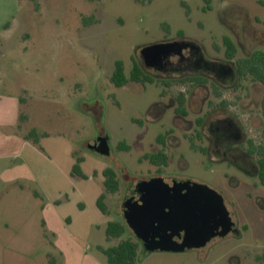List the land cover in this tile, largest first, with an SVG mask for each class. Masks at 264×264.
<instances>
[{"label": "rangeland", "instance_id": "rangeland-1", "mask_svg": "<svg viewBox=\"0 0 264 264\" xmlns=\"http://www.w3.org/2000/svg\"><path fill=\"white\" fill-rule=\"evenodd\" d=\"M178 31L210 56L212 42L222 50L219 40L229 32L237 55H246L264 49V6L257 0H0V264H108L98 246L138 239L127 225L121 238L107 240V222H125L133 187L156 178L207 185L247 229L180 252L139 243L135 264H264V186L248 166L210 159L176 132L180 142L157 171L143 155L172 126L171 110L152 111L165 102L163 87L110 81L115 61L128 73L143 48L176 40ZM235 82L225 87L231 102L225 114L264 146V86L244 79L236 89ZM179 85L169 91L188 88ZM205 87L191 90V107ZM31 130L37 142L24 137ZM77 158L78 176L71 174ZM257 158L250 155L253 163ZM108 167L119 187L107 194L104 214L97 199Z\"/></svg>", "mask_w": 264, "mask_h": 264}, {"label": "flooded vegetation", "instance_id": "flooded-vegetation-1", "mask_svg": "<svg viewBox=\"0 0 264 264\" xmlns=\"http://www.w3.org/2000/svg\"><path fill=\"white\" fill-rule=\"evenodd\" d=\"M257 2L259 3L258 0ZM219 41L223 47L222 50L216 45L217 42H212L215 55L210 56L205 52L202 53L200 47L196 43L190 44L188 43L190 41L183 39V35L177 34L176 40L169 41L175 42L176 44L169 48L167 53L160 52L158 56H149L146 59H142L141 56H139L140 59H138L137 63L143 71L144 78L142 81L132 78L125 85L145 82L147 84H159L163 87L159 96L162 100L165 99V102H157L153 105L152 111L154 114L160 113L164 115L168 110H171L169 119L171 120L172 126L156 137L157 149L151 154L161 152L166 157L164 163H160L159 165L152 164L157 167V171L168 165L170 160L169 151L177 147L180 142V136L176 134V132H179L181 137L188 142L190 149L198 151L200 154L210 159L220 160L227 157L238 164L248 166L247 168L252 175L258 178V183L264 186V182H262L260 178V166L258 164L259 154L257 160L253 163L250 160V155L257 153H252L250 151V145L254 143L251 139H247L240 122L238 121L239 124H236L231 117L225 114L229 112L226 107L229 106L231 102L224 97L225 87L230 85L232 79L234 80L235 78V85H237L236 89L241 88L240 83L244 79H250L264 86V81L253 79L251 76L242 77L236 65V60L238 58H244L249 56L253 51H264V49L254 48L246 55L238 56L236 42L229 32L223 35ZM227 41L234 45L235 53L233 57L228 55ZM204 54H206V56ZM230 61L234 62V66L228 64ZM134 63L135 62H131V66L128 70L129 75H131L133 71ZM177 85H185L188 88H179L175 93L169 91V89ZM205 85H207V88H204L206 95L201 99L197 107H191L190 98L193 94L191 90L198 86ZM210 95L212 96L211 98L209 97ZM260 110L264 118V94L260 100ZM216 113L218 114L217 117L212 119L213 115ZM191 115L193 118L188 119ZM184 121H186V125L183 126L182 124ZM104 141L105 140L101 139L98 142L99 146L102 148L105 146ZM245 144L247 148L243 147ZM255 147L261 153L263 152V145H255ZM225 175L230 177L228 173ZM174 181L186 182L189 180L177 181L174 179ZM253 184L255 185V183ZM229 216L233 222L230 230L223 236L216 235L212 237L209 241L213 238H221L228 235L240 236L241 231L247 229L246 225L238 224L231 212H229ZM180 234L183 235V232L181 231ZM173 238L180 241L176 235H174ZM138 241L144 247L142 241L139 239ZM209 241H207V243Z\"/></svg>", "mask_w": 264, "mask_h": 264}, {"label": "water", "instance_id": "water-1", "mask_svg": "<svg viewBox=\"0 0 264 264\" xmlns=\"http://www.w3.org/2000/svg\"><path fill=\"white\" fill-rule=\"evenodd\" d=\"M175 44L147 46L140 56L146 59L160 52L167 53ZM123 217L149 251L180 252L201 247L212 237L225 235L233 224L221 195L215 190L196 182L165 178L134 186L125 201Z\"/></svg>", "mask_w": 264, "mask_h": 264}, {"label": "trees", "instance_id": "trees-1", "mask_svg": "<svg viewBox=\"0 0 264 264\" xmlns=\"http://www.w3.org/2000/svg\"><path fill=\"white\" fill-rule=\"evenodd\" d=\"M260 4L264 5V0H258ZM207 8H210L207 6ZM206 8V9H207ZM178 35H182L181 31L177 32ZM228 55L233 57L235 53L234 45L227 41ZM240 75L251 76L253 79L264 81V51H253L249 56L244 58H238L236 60ZM142 81L144 78L143 71L137 62L134 63L133 71L129 75L126 70L123 61L117 60L114 63V69L110 76L111 83L116 87L124 86L130 79ZM182 100V99H181ZM26 139L32 138L37 142L34 130L29 131L24 135ZM252 143V142H251ZM119 149L128 150L129 147L123 143L118 144ZM250 151L252 153L259 154L258 164L260 166V178L264 182V149L261 153L255 145H250ZM144 159H148L152 164L159 165L166 161V157L161 152L157 154H145ZM81 158L76 159V163L72 167V175H80ZM103 192L97 199V206L102 213H107V207L105 204V198L107 194L115 193L119 187V180L114 169L111 167L103 170ZM127 224L122 220H111L107 222L105 228V235L107 240L113 238H121L125 234ZM139 247V241H134L131 237H125L114 245L108 247L98 246V249L105 255L108 264H135L137 252Z\"/></svg>", "mask_w": 264, "mask_h": 264}, {"label": "crops", "instance_id": "crops-1", "mask_svg": "<svg viewBox=\"0 0 264 264\" xmlns=\"http://www.w3.org/2000/svg\"><path fill=\"white\" fill-rule=\"evenodd\" d=\"M4 242H6V241H4Z\"/></svg>", "mask_w": 264, "mask_h": 264}]
</instances>
